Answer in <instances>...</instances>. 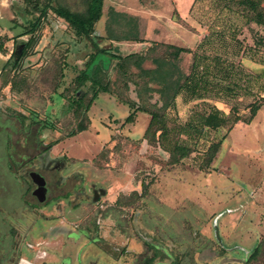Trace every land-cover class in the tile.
Wrapping results in <instances>:
<instances>
[{
    "label": "rangeland",
    "instance_id": "obj_1",
    "mask_svg": "<svg viewBox=\"0 0 264 264\" xmlns=\"http://www.w3.org/2000/svg\"><path fill=\"white\" fill-rule=\"evenodd\" d=\"M10 1L17 12L15 19L8 9ZM36 1L0 0V153L5 133L11 132L18 160L17 216L11 223L0 222V241L11 226L15 238L10 247L16 249L7 257L1 253L0 264H14L13 260L24 256L17 253L22 246L32 263L40 264L43 259L36 253L61 245L59 254L53 251L55 257L51 256L59 264L68 249L79 254L80 261L73 255L72 264L90 260L98 264H264V258L248 260L264 235V2L255 14L243 12L236 0H162L151 6L157 21L144 17L146 38L139 46L152 49L145 50L149 59L143 67L152 68L153 57L170 59V49L161 44L176 41L170 34L182 25L204 34L193 52L217 57L234 71L228 80L207 76L209 87L203 99L177 96L174 106L165 110L168 135L157 139L160 131L150 128L146 136L151 144L144 149L150 116L137 112L133 122H124L130 109L121 101L138 99L134 85H125L117 73L115 59L99 55L112 91L100 93L83 113L75 111L71 102L88 92V83L77 90L75 77L92 51L89 44L76 39L66 23L50 12L26 54H20L30 35L19 34L37 15L31 11ZM66 1L81 7L80 0ZM192 36L185 34L181 42L173 43L190 46ZM98 42L122 53L109 40ZM193 55L181 54L175 61L182 74L190 72ZM89 97L87 93L85 101ZM150 102L160 105L158 95L154 93ZM253 102L262 104L255 116L244 126L236 124L235 118L249 117ZM212 106L224 114L223 126L188 134L181 129L186 122L197 124L198 115ZM80 123L86 124V130L69 135ZM219 140L222 149L207 170L209 147ZM175 145L186 148L184 157L174 150ZM45 150L51 160H62L60 170L44 169L40 155ZM172 151L178 158L175 163ZM31 169L49 175L45 203H38L30 189L23 192L31 185L25 173ZM109 185L125 193L117 194ZM95 187L107 189L104 202L92 201ZM146 194L161 198L162 203L139 204ZM59 201H64L62 213L53 209ZM63 217L73 231L86 230L87 238L75 241L68 234L51 233L52 229H48L51 234L25 237L30 224L35 230L43 220ZM168 234L177 236L169 239Z\"/></svg>",
    "mask_w": 264,
    "mask_h": 264
},
{
    "label": "trees",
    "instance_id": "obj_2",
    "mask_svg": "<svg viewBox=\"0 0 264 264\" xmlns=\"http://www.w3.org/2000/svg\"><path fill=\"white\" fill-rule=\"evenodd\" d=\"M80 2L81 7L74 8L66 0H37L31 9L37 15L28 22L27 29L19 34V36L30 35L20 50V54L24 55L35 39V31L42 27V21L51 12L66 23L76 39L83 40L84 43L90 45L92 51L88 54L84 68L75 77L77 90L88 83V92L86 91L83 96L72 100L71 106H75V111L86 113L100 93H111V82L104 61L102 58L98 59L99 55H107L116 60L115 68L125 81V85L133 84L135 87L138 100L127 98L121 101L130 109L124 122H133L137 112L148 114L150 120L143 139L147 141V144H151L146 136L150 128L155 127V130L160 131L157 139H165L168 135L170 129L166 126L165 110L174 106L177 96L182 95L185 100L203 99L209 87L207 76L211 75L222 80H228L233 74L234 68L231 64L221 62L217 57L210 58L204 54L198 55L193 52L194 48L172 43L161 44L170 49V59L153 57L151 58L152 68L143 67V63L149 59L145 50H151L152 47L145 48V50H142L141 47L138 51L126 55L111 52V50L102 47L98 41L106 39L110 41L144 42L140 37L137 18L110 8L105 23V35H96L95 25L103 16L104 0H80ZM236 2L243 12L255 14L261 9V3L264 0H236ZM25 11L28 12L26 8ZM257 22L259 23L260 20ZM202 39L195 45L196 47L199 46ZM154 44L158 45V43ZM191 52L194 53L191 70L188 74H182L175 61L180 58L181 54ZM132 68H135L136 72H133ZM227 89L231 90L230 88ZM87 93L90 94V97L85 101ZM154 93L158 95L160 105L157 102H150ZM261 105L260 102L251 103L249 117L246 120L235 118L234 122L236 124L241 123L242 126L248 124ZM225 122L226 118L222 111L216 106H212L209 112L198 115L197 124L186 122L181 129L187 134L190 131L201 133L204 128L216 129L223 126ZM86 128V124L80 123L77 130L70 132L69 135H74L86 130ZM153 140L155 143V137ZM221 143L222 141L219 140L210 145L207 165H205L207 170L212 169L208 167L217 160L222 149ZM174 150L180 153L181 158L186 155L184 146L175 145ZM175 157L172 151L170 153L172 163L177 162L178 158ZM262 258H264V235L249 255L248 260L258 262Z\"/></svg>",
    "mask_w": 264,
    "mask_h": 264
},
{
    "label": "flooded vegetation",
    "instance_id": "obj_3",
    "mask_svg": "<svg viewBox=\"0 0 264 264\" xmlns=\"http://www.w3.org/2000/svg\"><path fill=\"white\" fill-rule=\"evenodd\" d=\"M10 130V129H9ZM8 130V131H9ZM7 134L4 136V141H3V146H4V152L0 153V222L4 223H11L14 218H16L17 214V185H18V160L16 156V151L14 150L13 142L11 139V132L5 133ZM1 144V143H0ZM47 150L43 151L40 155L41 159V164L43 165L44 169L48 170H60V167L63 166L62 160H51L50 157L46 154ZM23 160H26L27 156L24 155L22 156ZM32 172H37L41 175L45 182V187H46V194H45V199L43 201H39L38 197L34 194V190L36 189V184L33 182L30 174ZM26 177L30 180V186L25 189L23 192H28L30 189V194L32 197H34L38 203L42 204L47 201V195L50 191L49 187V175L44 174L43 172L39 170H28L25 172ZM92 201L95 203H101L105 201V197L107 196V189L104 187H95L92 189ZM118 199V198H117ZM115 200V202L117 201ZM53 209L57 211L58 213H62L64 209V201H59L54 203ZM64 218V217H63ZM76 219H74L73 224H76ZM72 225V223H71ZM34 226V225H33ZM32 224L28 226L29 230L25 232L27 240H29V235L31 237V234H49V230H51L53 234H68L69 238H73L75 241H80L84 238H87L88 232L84 229H80L79 231H73L70 227L73 226H68L66 224V219H61L56 221H50V220H43L41 224L36 225L35 230L33 229ZM49 229V230H48ZM68 229V230H67ZM70 229V230H69ZM50 233V234H51ZM15 238V231L13 228L10 226V230L6 234L4 238L0 241V244H6V246L0 247V254L6 255H11L12 251L16 249V247L11 246L13 244ZM31 240V239H30ZM96 242V240H94ZM39 244L41 242H38ZM45 243V241H44ZM28 247H33L32 244L26 243ZM159 245V244H158ZM63 246L61 245L59 248H50L49 251L42 250L40 251V254L36 253V257H39L42 260L40 264H59L58 258H54L53 260L51 259L54 256V253L59 254L58 252ZM53 251H56L52 254ZM17 253L19 255L24 254V256H19L18 259L15 261L13 260L14 264H33L32 260L28 257L27 252L25 251L24 247H20L17 249ZM64 257L61 259L63 260V264H72V256L75 255L76 259L80 261L79 254L74 253L71 249H68V253L64 252L63 253ZM67 256V257H66ZM66 260V263L64 261ZM88 264H98L95 260H90ZM105 264H109L106 262Z\"/></svg>",
    "mask_w": 264,
    "mask_h": 264
},
{
    "label": "crops",
    "instance_id": "obj_4",
    "mask_svg": "<svg viewBox=\"0 0 264 264\" xmlns=\"http://www.w3.org/2000/svg\"><path fill=\"white\" fill-rule=\"evenodd\" d=\"M128 1H131V0H104V3H103V16L101 17V19L95 25V34L96 35H100V36L105 35V23H106L107 13H108L107 11H109V9L111 8V9H113L115 11L123 12V13H126L128 15H132V16L136 17L137 21L139 23L140 37L141 38H146V36L144 35V27H143L144 17L148 16V18L151 21H157V17H156L157 13L154 12L151 9V6L153 4L161 3L162 0H133L135 2V4L133 2H128ZM11 5L12 4H11V1H10L8 3V9L11 10L10 11L11 12V16H12L11 18L15 19L17 12H15L14 9H13L14 11L12 10ZM24 12L27 14L26 11H24ZM12 21L14 22V24H16L15 20H12ZM100 21H101V23H100ZM99 23H100V26H99ZM199 30H201V29H199ZM185 34H192L193 35L192 38L190 39L192 41V45L190 44V46H188L190 48H193L202 39V37L204 35L200 31L199 32L198 31H192V30H189V29H187L186 27H184L182 25H178L176 28H174L173 32H171L170 37H169V38H171L173 40H176V41H172V42H168V43L177 44V43H173V42H181V37H183V35H185ZM110 42L113 43V47L119 49V52H122V53H119V54H122V55H126L128 53L138 51L139 49H141V46H139V45L142 44V43L128 42V41H110ZM143 43H145V42H143ZM127 49H133V50H128L127 52H125ZM127 138L132 139L130 137H127ZM147 146H148L147 141L145 139H143L142 148L146 149ZM116 179H118V178H116ZM108 187H109V189H113L117 194H118L117 191H122L123 193H125V191H123V189L116 190V188L114 186L111 187V185H109ZM134 191H138V189L134 188ZM149 195L150 194H146L145 196H141L139 198V204H146V206L147 205H149V206H157L158 203H162V201L160 200L161 198H155L153 196L150 197ZM110 199L114 200V198H112V197ZM219 214H221V213H219ZM148 227H146V228L147 229L155 228V227H149V228ZM176 236H177V234H171V235L168 234L167 237L169 239L172 238V237L175 239ZM165 237H166L165 234H160V238L164 239Z\"/></svg>",
    "mask_w": 264,
    "mask_h": 264
},
{
    "label": "water",
    "instance_id": "obj_5",
    "mask_svg": "<svg viewBox=\"0 0 264 264\" xmlns=\"http://www.w3.org/2000/svg\"><path fill=\"white\" fill-rule=\"evenodd\" d=\"M33 182L36 184V189L34 190V194L38 197L39 201H43L45 199V194H46V187H45V182L43 180V178L41 177V175L37 172H32L30 174ZM222 215L219 214L216 219L215 222H217V219ZM215 236L217 238V240L220 242V237H219V232H218V228L217 225L215 224Z\"/></svg>",
    "mask_w": 264,
    "mask_h": 264
}]
</instances>
